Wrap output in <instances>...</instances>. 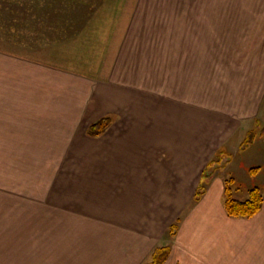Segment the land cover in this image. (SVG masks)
<instances>
[{"label": "crops", "instance_id": "1", "mask_svg": "<svg viewBox=\"0 0 264 264\" xmlns=\"http://www.w3.org/2000/svg\"><path fill=\"white\" fill-rule=\"evenodd\" d=\"M191 4L264 11V0ZM262 13L226 18L231 28L218 38L211 31L208 79L199 68L202 29L186 34L185 21L172 39L169 30L162 29L160 41L144 31V49L132 28H117L119 48H89L82 67L53 55L47 65L6 53L0 121L11 133L5 136L25 138L24 152L46 154L35 161L54 175L42 195L37 189L18 195V208L28 207L17 216L19 247L24 234L29 240L39 229L48 235L41 242L56 251L53 264H151L163 247H170L164 264H264V201L252 218L230 217L220 177L195 201L221 151L230 160L224 169L238 163V154L251 169L261 166L256 175L264 177ZM93 57L96 66L88 63ZM105 117L113 120L109 129L89 136ZM254 130V141L243 146Z\"/></svg>", "mask_w": 264, "mask_h": 264}, {"label": "rangeland", "instance_id": "2", "mask_svg": "<svg viewBox=\"0 0 264 264\" xmlns=\"http://www.w3.org/2000/svg\"><path fill=\"white\" fill-rule=\"evenodd\" d=\"M210 1L223 3L236 0H0V98L5 93L6 53L47 65L51 64L49 61L57 59V62L65 63L70 68L80 63L82 67L86 62L84 54L89 48L106 45L107 48H119V43L115 47V32L120 31L117 28H123L127 32L132 28L137 36V48L144 49L147 41L144 31L149 33L150 39L160 41L162 29L169 30V38L172 39L177 35V22L184 21L186 26L180 27L187 29L186 34L194 33V28L202 29L199 68L203 70V77L208 79L212 55L209 46L211 31L218 38V35L226 33L227 28H231L224 25L226 18H238L243 13L245 17L257 16L258 14H252L254 12H263L260 16H264V11L194 9V6L203 5L191 4ZM184 3H187L185 9L179 8ZM117 35L118 40L122 38L120 34ZM43 47L49 49L36 53L38 48ZM216 49L215 46V56ZM97 60V57L89 58L88 63L94 62L93 65L96 66ZM189 63L187 60V67ZM0 120H5V114L0 113ZM8 125L9 123L0 121V264H53L52 261L55 260H51V256L55 257L56 251L51 250V243L49 246L41 242V237L48 235H42L39 229L29 232V240L28 235L24 234L23 243L19 247L17 216L21 213L19 209L24 212L28 207L18 208L19 201L16 200L19 194L34 192V189L42 195L50 184L49 175H54L48 170L46 162L35 161L39 156L40 159H45L42 155L47 157L46 154L24 152V147L19 145L27 142L25 138L5 136L11 133ZM240 158L236 154L235 160L238 163L234 162L232 167L224 169L230 160H227L222 151L219 152L208 168L206 180L208 183L212 178L220 177L226 183L233 179L234 182L229 183L233 198L245 200L249 197L251 186H260L264 190V177L256 175L261 166L256 165L258 169L251 173V167L246 162H239ZM28 162H36L41 168L33 170L29 168ZM23 230L27 231L25 228ZM73 253L76 254L75 250Z\"/></svg>", "mask_w": 264, "mask_h": 264}, {"label": "trees", "instance_id": "3", "mask_svg": "<svg viewBox=\"0 0 264 264\" xmlns=\"http://www.w3.org/2000/svg\"><path fill=\"white\" fill-rule=\"evenodd\" d=\"M111 124H112V119L110 117L102 118L89 127L88 135L92 137L101 136L108 130ZM261 135L262 136L264 135V129H261ZM255 137H256L255 131L250 132L247 138L245 139L243 146L245 145L246 147L247 145L251 144V142L254 140ZM208 168L205 170L203 174V182L201 183V185L197 190L195 201H199L206 191V185H207L206 173L208 172ZM257 169L258 168L250 169V171L251 173H253ZM230 182L231 183L234 182L233 179H229L225 183V209L227 214L230 217H235V218H252L257 213H259L260 210L262 209L263 201H264L263 193L261 189L257 186L253 187L250 189L249 197L247 199L239 200L233 198L232 196L233 190L229 185ZM177 228H178V223H176L171 227L170 230L171 237L175 235ZM169 254H170V247L157 248L154 252L153 261L151 264H164Z\"/></svg>", "mask_w": 264, "mask_h": 264}]
</instances>
